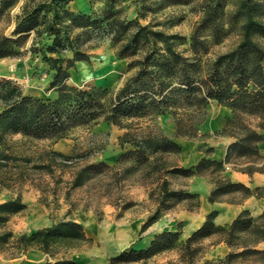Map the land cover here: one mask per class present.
<instances>
[{
	"label": "trees",
	"instance_id": "16d2710c",
	"mask_svg": "<svg viewBox=\"0 0 264 264\" xmlns=\"http://www.w3.org/2000/svg\"><path fill=\"white\" fill-rule=\"evenodd\" d=\"M16 1L0 0V17ZM69 1L28 0L16 15L11 35H0V58L19 54L14 46L22 45L30 32L34 33L32 42L39 37L40 45L31 46L30 50L38 52L41 60L48 64L50 80L47 89L54 91L53 97L26 94L11 80L0 78V144L8 134L20 133L57 140L76 125L95 123L99 118L126 127L124 119L176 114L179 108L186 113L176 115L175 134L189 136L197 131L205 118L207 104L214 100L230 109L223 127L216 132L235 138L227 145L222 160L202 157L190 167L166 166L164 154L178 153L180 145L151 125L139 131L126 129L118 137L120 145L127 143L130 147L119 153L117 160L132 161V168L149 165V173L161 171L162 174L191 175L206 170L220 172L224 164L233 159L261 157L257 143L264 140V0H233L235 6L227 21H224L227 0H202L203 15L190 34L188 54L177 49L184 36L154 29L149 24L138 23L136 19L119 17L112 9V3L117 0H106V6L98 15L94 12H74L67 6ZM163 1L189 3L194 0ZM234 23L238 24L239 41L228 50L207 57L210 44L220 43ZM96 36L108 37L117 46L116 55L119 58L137 56L128 63V67H135V70L117 88L67 83L69 69L74 63L88 59L82 44ZM68 51L72 52L71 57L65 56ZM247 117H255L257 121L252 123ZM46 153L50 162H55L56 156L65 161L73 157L55 150ZM10 159L16 158L0 150V166L7 165ZM50 162L38 166L49 167ZM105 167L108 165L104 161L83 164L73 171L71 186H80ZM240 169L251 173L254 167L249 164ZM129 170L126 168L125 171ZM214 182L208 195L209 201L232 191L247 195L264 194V187L250 189L241 182L231 181L226 174ZM158 189L160 204L197 198L196 193L170 188L165 177H161ZM24 207L19 197L0 202V224H4L9 214ZM155 210L140 225V233L157 218L160 210L157 207ZM214 214L215 211L208 213L204 222L186 237V241L220 231L224 233L228 245L241 249L228 251L212 264H264V248L255 247L257 242L264 241V212L254 217L249 210L242 209L227 225L214 224ZM179 234V229L162 230L153 236L147 246L132 248L128 253L122 252L109 258V261L150 257L173 246ZM11 235L9 231L0 233V246ZM244 236L252 238L247 240ZM85 238L81 224L67 219L22 234L17 240L22 249L39 246L51 254L50 247L55 244ZM51 264L74 263L73 260H55Z\"/></svg>",
	"mask_w": 264,
	"mask_h": 264
},
{
	"label": "rangeland",
	"instance_id": "374dc122",
	"mask_svg": "<svg viewBox=\"0 0 264 264\" xmlns=\"http://www.w3.org/2000/svg\"><path fill=\"white\" fill-rule=\"evenodd\" d=\"M26 1L28 0H17L15 5L0 17V35H11L16 15L21 12L22 5ZM226 5L224 21L228 20L235 6L233 0H227ZM67 6L74 12H94L98 15L106 6V0H70ZM112 9L121 18L136 19L138 23L149 24L154 29L184 36L183 41L177 46V49L184 54H188L190 34L203 15L202 0L189 3H168L163 0H117L112 3ZM237 25V23L232 25L231 30L220 43L210 44L207 57L226 51L239 41ZM33 35L34 33L30 32L22 45L14 46L20 51L19 54L0 58V78L9 79L19 85L23 93L50 96L52 89H47L50 69L48 64L41 60L38 52L30 50L31 46H39L41 43L39 37L32 42ZM258 41L262 43L261 40ZM81 47L87 53L88 59L76 61L69 69L70 76L67 79L69 84L104 85L113 89L121 85L124 78L135 70V67L130 69L128 63L137 56L119 58L116 55L117 46L108 37L96 36L86 41ZM71 53L68 51L65 56L71 57ZM176 111V114H153L124 119L123 123L127 128L99 118L95 123L76 125L57 140L36 138L20 133L8 134L0 144V150L16 159H10L7 165L0 166V193L3 194L1 198L6 201L8 198L19 197L22 202V194L33 187L38 189L36 204L47 207L49 214L57 220L78 219L83 228L86 226L88 217L93 216L95 221L103 226L93 236H86L87 238L83 240L59 243L50 247L51 254L48 253L56 260L72 261L76 253L88 250L95 253L98 258L105 257L107 264H212L222 259L228 251L241 249L235 245H228L224 240V233L220 231L205 237H195L188 242L187 236L184 237L180 232L173 246L150 257L138 260L115 258L109 261V258L116 257L122 252L128 253L132 248L137 249L132 245L113 244L117 231L121 227L119 223L123 219L133 215H143L144 222L157 207L160 211L155 222L158 223L160 219L164 221V219L174 218V226L181 230V222L174 214L179 208H194L197 204L196 197L184 198L181 203L171 201L158 203L161 177H165L169 187L172 188L178 182L177 178L180 174L170 172L162 174L161 171L149 173V165L132 168L133 162L128 159L109 161L115 153L119 155L130 147L127 143L123 145L118 143V137L126 129L139 131L151 125L170 137L180 136L175 134L174 120L176 115H184L186 110L179 108ZM247 119L252 123L257 121L255 117H247ZM202 122L194 134L181 137L188 139L198 137V129L201 128ZM214 134L219 133L215 131ZM55 142L59 148H54ZM48 150H55L73 157L65 161L56 156L55 162H50L49 155L46 153ZM257 159L256 157L243 158L236 161V164L238 168H245L247 166L245 162H255ZM178 160V153L164 154L166 166L177 164ZM99 161H104L108 167L103 168L97 175H92L80 186H71L73 171L85 163ZM47 162L51 163L49 167L38 166ZM228 164L230 165L231 162ZM126 168L130 170L127 172ZM203 172H208L213 180L223 175L222 171ZM145 193L148 194V199L143 198ZM8 219L4 224H0V233L9 231L12 234L7 242L0 246V264H4L8 257L22 254L24 249L17 238L29 233L26 229L17 226V218ZM243 238L249 240L252 237L244 236ZM255 247L264 248V241L257 242Z\"/></svg>",
	"mask_w": 264,
	"mask_h": 264
},
{
	"label": "crops",
	"instance_id": "0c3cea01",
	"mask_svg": "<svg viewBox=\"0 0 264 264\" xmlns=\"http://www.w3.org/2000/svg\"><path fill=\"white\" fill-rule=\"evenodd\" d=\"M51 97L54 96L52 90ZM206 118L202 122L198 132V137L185 138L178 136L174 138L179 145L178 166L190 167L195 165L202 157L209 159L222 160L226 153L227 145L235 138L227 134H214L219 130L225 122V117L230 115V109L226 106L218 104L211 100L206 106ZM258 152L261 157L254 161L245 162L246 165L251 164L254 169L251 173L237 168L236 161L243 159H233L229 169L222 170V174H226L233 182H241L250 189L255 187H264V140L257 143ZM54 148H59L57 142L54 143ZM210 148V149H207ZM115 153L109 161L117 159ZM114 158V159H112ZM235 164L237 167L232 166ZM178 182L174 184L172 189H182L189 193L197 194V205L194 208H179L174 215L181 222V234L185 237L198 228L205 220L206 215L211 211H215L212 221L216 225L229 224L242 209L249 210L252 216H257L264 212V194H244L241 191H232L224 193L219 198L209 201L208 195L214 187L213 177L208 172L194 173L191 175H179ZM169 186V184H168ZM171 188V187H170ZM0 193V202L4 200ZM38 189L30 187L26 190L21 198L25 207L18 212L8 215V220L17 218L16 223L19 228L26 229L32 232L35 229L52 225L62 218L56 219L47 210V207L37 205ZM144 199H148V194H143ZM184 199L178 201L181 203ZM10 216V217H9ZM174 218L155 220L140 233V225L144 220L143 215H133L120 221L117 235L114 238V245H132L139 249L147 246L153 236L162 230H176L174 226ZM67 220V218L65 219ZM79 223L78 219H73ZM165 222V223H164ZM165 224V225H164ZM86 226L83 227L86 236H93L103 226L98 224L93 216L88 217ZM88 233H87V232ZM74 264H107L106 258L96 257L95 253L88 250H81L72 258ZM56 259L43 251L39 246H30L24 249L20 256L8 257L4 264H51Z\"/></svg>",
	"mask_w": 264,
	"mask_h": 264
},
{
	"label": "built area",
	"instance_id": "2783aa9c",
	"mask_svg": "<svg viewBox=\"0 0 264 264\" xmlns=\"http://www.w3.org/2000/svg\"><path fill=\"white\" fill-rule=\"evenodd\" d=\"M230 168V165L228 163H225L224 164V169H229Z\"/></svg>",
	"mask_w": 264,
	"mask_h": 264
}]
</instances>
